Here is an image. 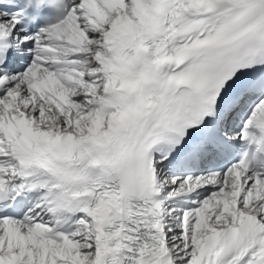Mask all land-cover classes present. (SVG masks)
Returning a JSON list of instances; mask_svg holds the SVG:
<instances>
[{
  "label": "snow or ice",
  "instance_id": "obj_1",
  "mask_svg": "<svg viewBox=\"0 0 264 264\" xmlns=\"http://www.w3.org/2000/svg\"><path fill=\"white\" fill-rule=\"evenodd\" d=\"M0 264H264V0H0Z\"/></svg>",
  "mask_w": 264,
  "mask_h": 264
}]
</instances>
